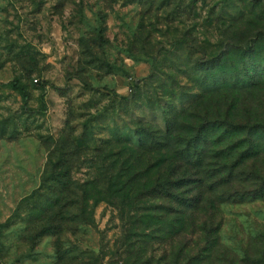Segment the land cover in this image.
Instances as JSON below:
<instances>
[{"label":"rangeland","instance_id":"374dc122","mask_svg":"<svg viewBox=\"0 0 264 264\" xmlns=\"http://www.w3.org/2000/svg\"><path fill=\"white\" fill-rule=\"evenodd\" d=\"M256 123L264 0H0V264H264V134H226ZM62 155L90 224L71 194L18 210Z\"/></svg>","mask_w":264,"mask_h":264},{"label":"trees","instance_id":"16d2710c","mask_svg":"<svg viewBox=\"0 0 264 264\" xmlns=\"http://www.w3.org/2000/svg\"><path fill=\"white\" fill-rule=\"evenodd\" d=\"M82 43H85V40L82 39ZM14 89L18 91L23 98L26 100L28 98V93L23 87V85L13 82L12 83ZM216 129V126H203L200 128L198 134H205L210 130ZM227 133L229 136H244L245 139L256 137L257 135H263L264 134V126L261 123H256L253 126H247V127H236L235 129L232 128H226ZM203 138V137H202ZM244 139V140H245ZM246 142V141H244ZM255 150L258 148L261 149V145H254ZM201 148V143L199 141V137H193L191 141H188L185 143L183 148L180 151L176 152V155H169V160L174 164L172 171L175 176L186 168L190 170V166L193 168H197L198 172L195 173V175H199L201 172V168L204 166V160H203V153L204 152H198ZM201 154V155H200ZM69 157L66 160L63 158H59L58 160L51 162L50 166L46 170L44 177L41 182L40 190L35 191L31 196L23 199L18 207V210H21V207L24 206L25 203L29 202L33 198H35V195L38 194L41 195H48V205L55 207L61 202V196L66 194H71L75 197L74 203L78 206V213H76L75 218L81 223L90 224V222L94 221V214H95V208L96 203L99 201V199H96L95 194H99L98 192L92 195L91 191L87 189L86 186L80 187L76 191L73 189V183L71 180V174L73 171V162L72 160L76 155H62ZM188 170V171H189ZM195 181H191L186 175L180 176L174 180H172L169 184L170 188L173 190H179L181 188L187 187L191 185V183H194ZM199 182V181H196ZM41 191L44 192V194H41ZM201 198L199 196L190 197L187 199V204H189V207H195L196 204H199L201 202ZM93 202L92 205L90 203ZM47 208V207H46ZM54 231L51 229V227L44 228L41 233L47 234V233H53Z\"/></svg>","mask_w":264,"mask_h":264}]
</instances>
